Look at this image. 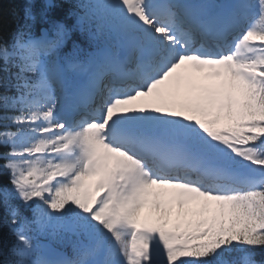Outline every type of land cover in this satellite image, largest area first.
<instances>
[{"label": "snow or ice", "instance_id": "1", "mask_svg": "<svg viewBox=\"0 0 264 264\" xmlns=\"http://www.w3.org/2000/svg\"><path fill=\"white\" fill-rule=\"evenodd\" d=\"M62 3L0 14L2 264H264V0Z\"/></svg>", "mask_w": 264, "mask_h": 264}, {"label": "trees", "instance_id": "2", "mask_svg": "<svg viewBox=\"0 0 264 264\" xmlns=\"http://www.w3.org/2000/svg\"><path fill=\"white\" fill-rule=\"evenodd\" d=\"M21 3L22 0H0V14L5 16L9 15L11 10L14 8H19ZM75 3L76 0H63L62 6L60 8L53 9L49 13V16L53 19H63L67 22L69 18L67 14L74 10ZM5 31H7V29H5ZM4 184H6V180L0 177V188H2ZM4 220L2 205L0 203V249L4 248L8 243L6 232L7 227L4 225ZM257 258H259V256ZM0 264H2V257H0Z\"/></svg>", "mask_w": 264, "mask_h": 264}]
</instances>
